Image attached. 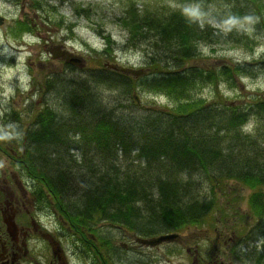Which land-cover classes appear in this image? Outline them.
Wrapping results in <instances>:
<instances>
[{
  "label": "rangeland",
  "instance_id": "rangeland-1",
  "mask_svg": "<svg viewBox=\"0 0 264 264\" xmlns=\"http://www.w3.org/2000/svg\"><path fill=\"white\" fill-rule=\"evenodd\" d=\"M39 2L41 3V8L36 12L33 9V0H19V3L15 1L7 3L0 0V15L4 17L3 23L0 24L1 134H4L7 130L10 131L11 127L15 128V131L17 133L20 132V134L28 132L29 128H31L28 123L34 118V113L49 99L57 107L58 98L51 91H48L49 89L46 87L45 79L52 75L50 73L58 75V78H74L76 74L82 73L81 70L75 72L67 69L62 60L53 59L50 56V50L55 46L56 42L62 43L65 48L72 49L82 55L85 59V67L102 66L103 62L108 60L109 63H119L123 66L139 68L141 64L148 60L151 52L150 43L147 46L146 42L144 44H136V37L126 43L127 28L120 19L125 16L127 5L130 2H134L139 12L144 9L151 11L154 8L153 4L158 2L162 7L166 3L164 6L167 10L176 9V7L172 8L175 4L174 0H39ZM74 5L77 9L76 12L79 10V14H73ZM190 5H183L186 7L185 11L191 16L200 17L201 13L197 14L194 7ZM203 6V14L206 13V17L211 16L216 11L213 2ZM206 17L202 21L205 25H202L201 18H197L196 23L200 27H208L210 30L216 31L212 37L209 35L212 38L213 45L200 43L198 45L199 61L193 59V62L201 66L205 64L206 66L214 67L225 64V68L235 69L240 67L244 61L252 62L263 57L264 43L261 45L260 42L264 41V36H262L264 34V20L258 24L257 20L247 21L244 19L238 25L239 31L230 35V39L235 35H241L240 38H237L234 44H228ZM17 21H31V25L32 23L34 24L32 31L26 33V35L25 33H20L22 29L14 31L12 25H18ZM61 23L63 24L59 25ZM242 30L243 34H240ZM244 33H247L250 37H246ZM262 59L264 61V58ZM229 74H232V70ZM219 76L216 83L213 81L211 84L203 86L195 84L194 86L197 89L192 91L193 95H198L207 104L215 102L217 105H225V107L252 106L256 97H264V73L262 71L251 77L242 75L240 71H234V84ZM154 95L156 94L147 92L146 96L144 95V100L149 103L150 98ZM164 101V98L160 99V102ZM6 114H11L12 118L7 120ZM128 114L129 112L123 115ZM206 131L202 127L200 132L206 133ZM3 140V148H7L9 154L0 151V225L2 224L1 211H8L13 208L16 218L18 215L16 209L20 210V212L27 210L29 216H34V219L39 217L40 220H43L46 227L53 229L57 222L64 221L62 218L55 220L56 215H52L48 211L50 209V201L53 207L59 210L58 202L52 198L50 199L45 192H40L38 184L40 182L38 181V183H33L31 180L30 183L33 187L27 192L25 191L26 184H29L26 183V176L29 178L30 174L22 166V163L20 164L16 161L17 159L22 161L24 158L22 141L19 143L18 141H10V139ZM71 150L69 151L74 152ZM69 165L77 180L82 170H79V166H74L77 165L76 163H69ZM238 183L241 184L239 186L236 184L238 195L241 198L240 209L230 213L229 207H217L214 205V213H212L213 216L211 217L214 232H202L201 226L194 231V229L187 226L181 233L182 235H180L183 239L181 244L179 242L174 244L162 243L160 247L153 249L151 246L149 247V242H143V244L138 242L129 243L126 239L125 242L128 244H126V247H122L123 243L116 239L115 233L109 231L112 224L105 222L102 224L103 222L98 220L97 223L91 222V226L93 228L96 227L97 233L110 240L109 244L112 245L113 249L117 248V246L119 249L120 247L122 248L119 250L121 254L119 255L118 253L116 256L117 259L115 261L118 264H190V259L188 260L190 251H184L182 246L192 247L193 245L190 246L184 242V234H187L185 237L188 240L192 238L197 240L196 236H198L203 250H206L212 248L215 241H219L218 237L221 234L226 235L229 232L230 228H223L225 225L230 226L232 222L237 225L240 220L250 219L246 215V209L248 208L246 198L249 194V188H244L242 183ZM217 192H220L219 188H216L215 194ZM67 200L77 205L74 196ZM44 201L46 204L43 206ZM34 212H39L42 216H35ZM20 216L22 214H19ZM63 217L66 218L65 215ZM64 222H67V219ZM2 225H5V230H9L5 221ZM242 228L244 230L240 231H242L241 235L244 236L248 228ZM119 229L127 234V225L120 226ZM136 232L141 236H151V239H153L155 232L157 234L160 233L156 229L152 230L148 235L139 228ZM97 233L95 235H99ZM203 233L205 236L199 237ZM106 234H108V237ZM78 237H75V243L71 242L68 244V242V245L66 244V239L62 241L67 250L74 251V254L83 251L85 247L83 249L82 244L85 246L87 241L84 237H82L83 239H78ZM34 243L39 245L40 240H36ZM259 243L262 248L264 239L261 238ZM42 245L46 247L47 243L44 242ZM213 246L214 248L211 251L213 253L216 252L219 256L229 252V250H226L228 248L222 244ZM250 249L253 250L255 248L254 246H249ZM45 255L48 254L45 253ZM134 255L139 257L140 260ZM84 262L85 260L81 259L80 264H91L89 260Z\"/></svg>",
  "mask_w": 264,
  "mask_h": 264
},
{
  "label": "trees",
  "instance_id": "trees-1",
  "mask_svg": "<svg viewBox=\"0 0 264 264\" xmlns=\"http://www.w3.org/2000/svg\"><path fill=\"white\" fill-rule=\"evenodd\" d=\"M174 1L180 3L188 0ZM203 2L215 3L216 9L223 8V16H235L240 22L244 19L247 21L257 20L258 24H260V22L264 20V0H199V4ZM33 5L38 12V9L41 8L39 0H33ZM127 6L125 16L121 20L123 25L125 24L127 28V43L136 37V44H144L145 40H147V38H144L145 34H150L148 36L150 42H147L146 46L150 43V60L153 59L158 63L173 59L183 65L185 63H190L193 59L198 60L199 48L197 43H195L196 35L199 32L207 36L211 35V37L215 34V31L212 29L210 30L208 27H206L207 29L200 30L194 17L185 10H167V8L163 6L159 9L155 8L151 11L149 9H144L139 12L134 2H130ZM27 23L28 22H18V25L25 26ZM180 28L187 29L188 34L186 36L180 33L177 35L170 30H179ZM220 34L221 33H219V35ZM221 36L225 38L226 42L230 39V35L224 36L221 34ZM262 36H264V34ZM209 39L211 40L212 38L209 37ZM224 65L225 64L209 67L207 75L201 76L200 80L208 82V84H211L213 81L216 83L218 81L217 77L220 75V78L229 80L230 83L234 84V71H240L242 73V68L238 67L231 69L229 67L225 68ZM153 66L154 64L152 62V65L149 66L150 68H146L147 72L139 78H133L128 74L105 68L106 70L91 73L87 77L80 78L79 75L77 78H70L65 85L61 84L62 80L59 81L58 84H55L57 79L56 81L53 80V82L47 86L49 89L48 91H51V93L58 98V110L61 109L58 107L59 104H61L62 108L63 105H65V108H63V116H61V119L59 118L60 120H54L55 122L52 121L45 129H41V134L33 132L31 128L24 134H18L22 137L21 141L24 148V158L22 161L18 159L16 161L20 164L22 163V166L29 171V174H31L32 171L37 172L40 179L38 181L42 183L45 181L47 183V175L54 176L57 174L60 187L62 189L65 187L67 190H73L75 194L74 198L79 204L76 206L82 211V216L76 214V212L73 214L68 210L63 203V192L59 191V194L54 187L50 189V192L54 196V200L57 201L58 205L61 207L67 221L76 222L78 216L82 217L84 226L82 228L79 227L77 231L75 230L74 232L80 234L84 238H86L84 235L86 231L82 229L88 226L91 231H93L91 222L97 223L98 220H101L103 222L102 224H104V222L112 224V222L116 221L118 225H128L129 221H136L139 225L145 223V225L149 227L147 222L143 220V213L139 212L142 209L139 208L136 212L125 213L123 210V208H126L125 201L122 202L117 200L112 194H104V192L110 188L116 192L127 189L129 182L135 181L134 176L140 172L142 166H131L132 169L125 173L117 171L114 177L108 176L103 170L97 168L98 162H105L101 159H106L108 157L111 159L115 157L116 150H130L129 142L131 141L129 136L133 142H137L138 144L137 147L139 152H137V154L143 156L144 158L142 159L146 161L150 159L151 155L159 156L164 154L168 148H174V161L188 176L192 175L185 161L189 153H185L181 147L190 144L195 151L194 155L197 154V151H203L202 147L208 144V141L213 137L208 134V130L206 133L200 132L202 126L205 124H207L208 129L210 128V124L205 121L207 115H213L215 117V120L219 124L217 129L221 128L223 123H226L230 131L238 136H240V132L237 129H239L240 125L248 118L252 117L250 115H255L247 114V112L238 108L239 106L227 108L226 114H224V112H221L222 114H216V110H214L213 107H203L197 114L186 115L185 111L191 109L193 106L192 97L194 96L193 90L188 86H190L193 81L192 78L195 76L199 66L195 65L197 66L195 67L196 69L189 68L184 71L182 70V72H154ZM262 66V72L264 73V62ZM231 70L232 74H229ZM253 75H255V73ZM136 81L139 82V92L136 93V95L144 96L147 92L155 94L165 93L168 98L176 102L175 106L171 109L173 113L168 114L166 111H159L155 113L158 114L157 116L151 114H117L118 110L122 107V99L120 100L116 95L113 99L111 98L112 102L110 101L109 104L108 102L103 103L91 88L92 86H99L110 91H118L125 97V95L131 92L130 90H132ZM194 85L193 83V87ZM180 100H185L186 104L178 105ZM203 105H205V102L202 101L201 106ZM254 108H257L256 110H259L260 113H264V98L260 99ZM49 110L53 112L56 111V108H51ZM52 115L53 114H51L50 117ZM83 115H85V119L93 122V126L91 127L93 142L83 144V153L79 152V157L72 156L68 151L71 149V151H74L73 148H69L73 147V145L67 142L68 140H65L67 133L66 128H63V126L69 124L73 126V128L78 127L79 125H75L82 121L81 116ZM165 116L167 117L165 118ZM260 116L263 121L264 114H259V118ZM63 117L67 120L66 122L63 121ZM72 122H74L75 125H73ZM200 126L201 128L199 129ZM213 130L210 131L214 132ZM79 134L81 138L78 143H82L85 141V134H83L81 130ZM255 137L256 135L242 138L252 140ZM177 149L180 150L176 151ZM78 161L79 165L74 166H79V170H82V174L78 175V179L76 180L74 173L70 170L71 166L69 163L78 164ZM85 166L88 167L87 169L91 170L90 173H87L88 176L83 175V173H85ZM133 171L135 173H132ZM258 178L260 177L250 174L245 176L242 181L251 183L249 185L252 186L257 182ZM163 180L170 181L171 179L166 178ZM152 185H157V183H148L147 186L153 188ZM145 190L149 189L146 188ZM172 190L174 191L172 192ZM176 192L180 193L179 190H175L173 186L172 189H161L158 191V203L149 206L151 212H146L145 216L150 215L152 212L166 216L167 208L171 207L167 204L168 199ZM144 194L146 195V193ZM150 196L151 194L149 197L143 198L150 199ZM249 203L250 207L256 212L255 227L250 231L255 235L261 232L260 228L264 224V205L261 204L259 199ZM103 204H110V208L107 209L103 207ZM180 215L181 214L176 212L167 217L175 219L174 221L179 222V224H186L188 220L185 216ZM160 219H162L160 216L158 219L157 217L151 218L152 222H154L153 230H163L162 225H157L158 222L163 223ZM139 228L140 230L146 229H141L142 226ZM109 242L110 240L104 236L99 237V246L103 247V249L107 250L108 248H112ZM84 247V251L87 252L86 244ZM118 250L120 249L115 248L114 251L117 252ZM98 260L102 261L104 259L98 258Z\"/></svg>",
  "mask_w": 264,
  "mask_h": 264
},
{
  "label": "bare ground",
  "instance_id": "bare-ground-1",
  "mask_svg": "<svg viewBox=\"0 0 264 264\" xmlns=\"http://www.w3.org/2000/svg\"><path fill=\"white\" fill-rule=\"evenodd\" d=\"M3 2H13L19 3V0H1ZM174 6L176 9L185 10L186 7L183 5L185 4H191V7H194L197 14H200V17L198 16H192L196 20L197 18H201L200 21L202 25H205L202 21H204L206 17V13L203 14V8L204 6L199 4V0H188V1H182L180 3H176L174 1ZM166 4V3H165ZM164 4V5H165ZM163 5V6H164ZM154 8H160L162 6L159 5V2L157 4H153ZM33 9L36 11V9L33 7ZM39 10V9H38ZM223 8H217L216 11L211 15L206 17L208 21H210L221 34L224 36L232 35L236 31H239L238 25L240 24V21L235 16H223L222 15ZM72 11V10H71ZM76 6L74 5V10L72 11L73 14L76 12ZM37 12V11H36ZM1 22L3 23L4 17L0 15ZM122 18L120 19V21ZM190 20V19H188ZM63 23L59 24L62 25ZM34 24L31 21H29L25 26L20 25H12L13 30L22 29L20 33H29L32 31ZM200 30L207 29L206 27H200ZM172 33L174 34H181L186 36L188 34V30L184 28H180L179 30L170 29ZM18 32V31H16ZM240 34H243V30L240 31ZM246 37L248 36L247 33H244ZM150 34H145L144 38H147L145 42L149 41ZM209 35V34H208ZM241 35H235L233 38L228 39V44H234L237 38H240ZM127 38V37H126ZM195 43L199 45L200 43H205L206 45H213L212 41L209 39V36L204 35L203 33L199 32L196 35ZM263 42H260L261 45H263ZM62 43H55V46H60ZM264 46V45H263ZM106 49V48H105ZM104 49V50H105ZM65 62H66V68L77 72L78 70H81L82 73H80L81 77H87L91 73H96L98 71H104L105 68H108L109 63L108 60L104 61L102 66H95V67H85V62L77 59L74 57L71 53L67 52L65 53ZM262 58L257 59L252 62L244 61L242 65L240 66L242 68V75L251 77L254 73L255 75L257 72H260L263 70L262 66ZM197 60V59H196ZM199 61V59L197 60ZM152 62L154 64V72H177L187 69H193L197 66L198 70H196L195 76L192 78V82L190 86H188L193 91L197 89V87H193L194 84H200V85H206L208 82H204L203 80H200L201 76L207 75L209 72V67L212 66H206L205 64L203 66L196 64V62H193V60L190 63L185 64H179V62L174 61L173 59H169L166 62L158 63L154 61L153 59L146 60L143 64H141V67H149L152 65ZM197 65V66H195ZM150 68V67H149ZM196 69V68H195ZM52 74V75H50ZM50 75L47 79H45L46 86H49L53 80L57 81L55 84L59 83L61 81L62 85L67 84L69 77H63L58 78L55 74L50 73ZM79 75L76 74L74 78L79 77ZM67 79V80H65ZM72 79V78H71ZM138 81L135 82V85L132 87L131 92L128 93V95H122L118 91H110L107 89H103L101 87L92 86V90L95 91L97 96L101 99L103 103H110L111 98L113 99L116 95L122 99V107L118 110L117 114H151L157 116L158 114H155L156 112H164L166 111L168 114L173 113L171 109L175 106L176 102H173L170 98L167 97L165 93H156V95L152 96L149 100V103H147L144 100V96H138L136 93L139 92L138 87ZM146 96V95H145ZM260 96L255 98V102L252 106L249 107H239L241 110H244V112H247V114H255L252 119L250 126L252 127L251 132H244L243 130L239 129V135H236L234 132L230 131L228 125L226 123H223L221 128L217 129L219 127V124L215 120V117L213 115H207L205 117V121L210 124V128L208 129L207 124L203 125L206 130H208V134L212 135V139L208 141L209 143L204 145L202 147L203 151H197V154H195L194 149L188 145H183L181 149L185 151V153H189V156H187V159L185 160L187 163V168L189 169V172H192V175H186L182 169L179 168L178 164L174 161V155L173 150L174 148H168L166 152L162 155L156 156L151 155L150 159L146 161L143 156H139L137 154L138 151V144L137 142H133L129 136V139L131 142H129L130 150L127 149H120L116 150L115 157H112L111 159L108 157L104 160L105 162H98L97 168L100 170H103L104 173L108 174V176L114 177L115 173L118 171L120 173H125L127 171H130L132 169L131 166H142L139 173L134 176L135 181L129 182L127 189L124 191H113L110 189L106 190L104 194H112V196L116 197L119 201H125L126 208H123L125 213H131L136 212L140 209L139 212L143 213V220L147 222L149 227L147 225L137 223L136 221H129V224L127 225V234L123 232V230H120L118 227V222L114 221L112 222V226L109 228V231L114 232L116 235V239H119V241L123 244H128L126 241L131 243H141L143 242H149V247L151 246L153 249H156L162 245V243L165 244H174L175 242L182 243L183 239L181 236V233L183 230L188 226V228L194 229L196 231L201 226L202 232H214L213 226L211 223H213L211 217L213 216L212 213L215 206H224L229 207L230 213L234 212L239 208L240 206V197L239 192L236 189V184L239 186L240 182L239 180H243L245 176H248L250 174L260 177L258 178L257 182L252 185V187L249 189V194L247 195L246 202L247 201H255L260 200L261 204L264 205V120H261V116L259 118L260 113L259 110H256L257 108H254L257 102L260 100ZM164 98V102H160V99ZM202 98H200L198 95L194 94L192 97V103L193 106L191 109H188L186 112L187 114H197L199 113L200 109L203 107H213L214 110H216V114H222L221 112H224L226 114V109L229 107H225V105H217L215 102L213 103H205V105L201 106ZM49 99L46 103L42 104L41 107L34 113V118L28 123V125L31 127L33 132H36L37 134H41V129H45L48 124H50L54 120H60L61 116H63V108H65V105H63V108L61 104H59V109L53 105ZM100 102V100H99ZM112 102V101H111ZM101 103V102H100ZM186 101L180 100L178 102V105H185ZM56 108V111H51L49 109ZM132 110V111H130ZM127 111V112H126ZM150 112V113H148ZM53 114L51 117L50 115ZM211 114V113H208ZM215 114V113H214ZM85 115L81 116L82 121L78 122L76 125L74 122H72L73 125L78 126L76 128H73L71 125H65L63 128H66L67 136H65V140L67 142L72 143L74 152H69L72 156H80L79 152L83 153V144L91 143L92 140V130L91 127L92 121L85 119ZM50 117V118H49ZM167 116H165L166 118ZM60 118V119H59ZM64 118V117H63ZM259 118V119H258ZM64 122L65 118L63 119ZM55 122V121H54ZM11 127V125H10ZM94 128V127H93ZM201 126L199 127V129ZM258 128V129H257ZM214 129V130H213ZM229 129V130H228ZM82 131L83 134H85V141L78 143L80 140V134L79 131ZM213 130L214 132L210 131ZM216 131V132H215ZM16 131L15 128L11 127L10 131L7 130L4 132V138L10 139V141L14 142H21L22 137H20ZM255 138L252 140H246L242 137L248 136H254ZM2 140V144H3ZM194 141V140H193ZM2 144L0 146L1 152H6V154H9L7 148H3ZM81 144V145H79ZM106 145V144H105ZM79 152H78V151ZM180 149H177L178 151ZM13 158V156H11ZM141 158V159H140ZM19 160V159H18ZM80 161V160H79ZM79 161L78 164L79 165ZM220 162V164H219ZM88 167L85 166V173L83 175L88 176L87 173H90V169H87ZM20 173V172H19ZM132 173H135L134 171ZM82 174V173H81ZM57 174L54 176L47 175L46 178L47 183L44 181V183L38 181L40 180L38 177L37 172H31L29 180L33 181V183H36L37 181L40 182L39 188L40 192H45L47 196L50 198H54L52 193L50 192V189L54 187V189L59 193V191L64 193L63 203L68 208V210L71 213H75L82 216V211L79 210V208L73 203L68 201L67 199L71 197H75V194L73 193V190H67L65 187L63 189L58 184V178ZM166 178H174L170 181H165L163 179ZM156 182L157 185H152V187L147 186L148 183H154ZM46 183V184H45ZM48 184V185H47ZM172 186L175 190H179L180 193L176 192L173 196H170V199H168L167 204H169L171 207L167 208L166 210V216H163L159 213L152 212L150 215L145 216L146 212H151L149 209V206L155 205L158 203L159 198L157 197L158 191L161 189H172ZM222 186V187H221ZM148 188L149 190H145ZM216 188L220 189V192H217L215 194ZM174 190H172L173 192ZM149 197L150 199H145L143 197ZM150 193V194H149ZM60 194V193H59ZM154 194V195H153ZM42 195V194H41ZM176 195V196H175ZM66 200V201H65ZM172 200V201H171ZM174 201V202H173ZM216 201V202H215ZM121 202V204H122ZM109 203V202H108ZM78 205V203H77ZM110 205V204H109ZM108 204H103V207L109 209L110 206ZM213 205V206H212ZM212 206V207H211ZM248 208L246 209V215L249 216L250 219L248 220H240L239 223L240 227L248 228V230H253L254 224L256 222V212L250 208V205H247ZM174 208V209H172ZM94 210V209H93ZM179 213L188 220L186 224H179V222L174 221L175 219L169 218L167 216H171L175 213ZM180 215V216H181ZM78 216L76 222H57L54 225L53 229H50L48 231L49 235L51 237H55L60 244L63 245V240L66 239V244H70L71 242L75 243L74 240H76L75 235H71L75 230L80 227L82 228L84 226V221L82 220V217ZM162 217V222H158V224L162 225V229L165 230V235H174V237H170L164 241H157L155 239H151V236H141L140 234H137L136 230L142 226L141 229H143L145 234H150L151 231L154 228V222H152V217H157V219ZM157 220V221H160ZM237 224V225H239ZM259 228V227H258ZM257 228V229H258ZM140 229V228H139ZM83 231H86L84 233L85 237L91 236V239H88L91 241L92 244L97 243V248L91 251H81L78 253L69 252L66 256V262L63 264H80L81 259H84L85 262H88V258L96 264H118L117 257H108L103 252V247L99 246L98 239L99 237H102V234L97 233L96 227L93 228V231H91L90 227L87 226V228L82 229ZM260 233H258V238H254L253 232H248L244 236L239 235L238 228H234L230 230L226 235H221L219 237V241L216 242V245L222 244L225 246L226 250H229L227 254H223L221 256L222 259L226 261H230L233 264H264V246L262 248L260 247L261 244L259 243V240L261 238L264 239V224L260 228ZM6 236L10 237L11 233L9 230H6ZM99 235H95V234ZM108 237V234H106ZM205 236V234L199 235V237ZM128 237V238H127ZM197 237V240L195 238L187 239L184 238V242L188 245H193L192 247H185L182 246V249L184 251H190L189 258L190 264H206L204 260H208L211 264H218L219 258L213 257V252L211 251L212 248H208L206 250H203L200 239ZM239 242H243L246 246H254L255 249L249 250L247 247H241L240 255L245 256L244 259L237 261L234 259V252L233 250L236 249V246ZM67 244V245H68ZM178 244V243H177ZM156 245V247H155ZM72 246V245H71ZM69 247V246H68ZM260 247V248H259ZM171 248V247H170ZM121 254V251H119V255ZM98 256H101L104 260L100 263H97ZM137 257L136 255H134ZM139 259V257H137ZM140 260V259H139ZM84 262V263H85ZM170 263V261H168ZM188 264V263H186Z\"/></svg>",
  "mask_w": 264,
  "mask_h": 264
},
{
  "label": "flooded vegetation",
  "instance_id": "flooded-vegetation-1",
  "mask_svg": "<svg viewBox=\"0 0 264 264\" xmlns=\"http://www.w3.org/2000/svg\"><path fill=\"white\" fill-rule=\"evenodd\" d=\"M60 50H62V48ZM31 187V185L29 187L27 184L24 189L27 192V189L30 190ZM44 204H46L45 201L43 202V206ZM49 204L50 209L48 211L52 215H56L55 220L63 219L62 212L55 209L51 201ZM35 207L37 206L35 205ZM16 212L18 213L17 218L13 208L8 211H1L2 224L5 220H10L9 218H11L15 225L10 237L6 236L7 232L5 230V225H0V264L65 263L67 261V253L73 251L67 250L66 246L60 244L55 237H51L48 233L50 229L44 225L43 220H40L39 217L34 219V216H29L27 210L20 212V210L16 209ZM34 213L35 216L41 215L39 212ZM19 214H22V216L19 217ZM18 218L19 220H17ZM71 235L78 237L77 233H72ZM36 240H40L39 245L34 243ZM44 242L47 243L46 247L42 245ZM45 253L48 255H45ZM220 261H222L223 264H233L224 259L219 260V262ZM204 262L206 264H211L208 260H204Z\"/></svg>",
  "mask_w": 264,
  "mask_h": 264
},
{
  "label": "water",
  "instance_id": "water-1",
  "mask_svg": "<svg viewBox=\"0 0 264 264\" xmlns=\"http://www.w3.org/2000/svg\"><path fill=\"white\" fill-rule=\"evenodd\" d=\"M1 18L0 17V22H1ZM65 56L64 54L61 55L62 58L65 59ZM56 57V56H54ZM109 68L111 69H114V70H118V71H122V72H125V73H130V74H133V75H138V74H141L140 71H136V70H131L129 68H124V67H121V66H118V65H115V64H109L108 65ZM7 222V225H8V229L10 231V233H13V229H14V225H12L13 223H11L10 221H6Z\"/></svg>",
  "mask_w": 264,
  "mask_h": 264
}]
</instances>
